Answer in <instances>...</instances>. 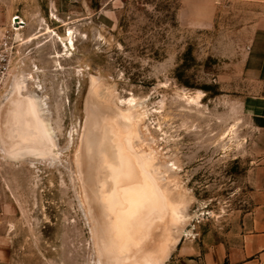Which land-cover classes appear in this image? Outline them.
<instances>
[{
    "label": "rangeland",
    "instance_id": "374dc122",
    "mask_svg": "<svg viewBox=\"0 0 264 264\" xmlns=\"http://www.w3.org/2000/svg\"><path fill=\"white\" fill-rule=\"evenodd\" d=\"M222 1L204 25L182 0H0V264H174L241 237L260 84L246 7ZM48 28L74 32L72 56Z\"/></svg>",
    "mask_w": 264,
    "mask_h": 264
},
{
    "label": "crops",
    "instance_id": "0c3cea01",
    "mask_svg": "<svg viewBox=\"0 0 264 264\" xmlns=\"http://www.w3.org/2000/svg\"><path fill=\"white\" fill-rule=\"evenodd\" d=\"M183 15L189 21L209 25L216 22L221 0H182ZM246 7L248 72L260 84V92L246 103L257 142L261 163L253 176V210L249 213L241 237L231 243L209 246L195 258L174 264H264V0H235ZM9 203L0 186V226L5 220ZM1 230V227H0Z\"/></svg>",
    "mask_w": 264,
    "mask_h": 264
},
{
    "label": "bare ground",
    "instance_id": "6f19581e",
    "mask_svg": "<svg viewBox=\"0 0 264 264\" xmlns=\"http://www.w3.org/2000/svg\"><path fill=\"white\" fill-rule=\"evenodd\" d=\"M21 24H23V23H21ZM23 28V27H22ZM21 28H17V30H20ZM46 34H49V37H51V38H53V40L54 39H56L57 40V42H59L60 43V45H62L61 47L63 48L62 50H61V52L62 51H65L66 53V55H70V56H72L73 55V53H72V51H74L75 50V36H74V32L70 29L67 33H66V36H64L65 38H63V37H61L58 33H56L55 31H52L50 28H48V31H46ZM34 39H36V37L35 38H31V41H33ZM59 53L58 52V54L56 55V56H54L53 58H57L56 59V62L59 64V65H61V60H59L58 61V59H61L62 58V53ZM37 71H38V69H37ZM25 78V77H24ZM26 79V78H25ZM28 79V78H27ZM30 79H32V80H34L35 78L32 76ZM24 84H25V81L23 82ZM23 88H25V85L23 86ZM38 88H40V85H38ZM28 94V93H27ZM29 95V94H28ZM199 95V94H198ZM17 97V96H16ZM186 97V96H185ZM201 95H199L198 97H193V96H188L187 98H188V101L190 102V103H197V102H199V99H201ZM32 98V97H31ZM47 101V100H46ZM45 100H44V98H33V100H31V104H32V102L34 103V109L35 110H37L38 111V113L41 115V114H43V115H46L47 117H49V106H48V104H47V102H46ZM125 101V100H124ZM188 102V104H190ZM10 104V103H9ZM126 104V103H125ZM129 104H130V106L131 107H136L137 106V104L135 103V99L133 98V99H131L130 101H129ZM193 106V105H192ZM7 108V107H6ZM33 112V111H32ZM36 112V111H35ZM37 115V114H36ZM43 117V116H42ZM46 117V118H47ZM41 118V117H40ZM47 123V122H46ZM234 128H236L235 126H234ZM43 129V128H42ZM53 130V129H52ZM43 132V131H42ZM49 132H51V131H49ZM48 133V132H47ZM46 133V134H47ZM45 134V133H44ZM52 135V134H51ZM50 135V136H51ZM49 142V141H48ZM51 144V143H50ZM52 145V144H51ZM171 165V164H170ZM170 165H168L167 167H166V172L168 173L169 172V174L170 175H173L174 174V172L176 171V170H178L177 169V167H176V165H174V164H172L171 166ZM160 166H163V165H161L160 164V162L158 163L157 161H156V159L155 158H153L151 161H148V162H145V167L147 168V169H150V170H154V174L157 176V175H164L165 176V174H163V172L160 170ZM162 169H163V167H161ZM165 169V168H164ZM147 173H148V171H147ZM149 173H152L151 171H149ZM151 176V175H150ZM163 176V177H164ZM163 180H166L167 181V179H165V177L164 178H162ZM169 183V182H168ZM167 186V185H166ZM188 235V234H187ZM150 263V262H149ZM148 263V264H149Z\"/></svg>",
    "mask_w": 264,
    "mask_h": 264
},
{
    "label": "built area",
    "instance_id": "2783aa9c",
    "mask_svg": "<svg viewBox=\"0 0 264 264\" xmlns=\"http://www.w3.org/2000/svg\"><path fill=\"white\" fill-rule=\"evenodd\" d=\"M23 21L20 20L19 17H15L12 19V25H14V27H18L20 25H22ZM17 30V28H15ZM9 46V42H5L3 47H8ZM8 61H7V55L3 54V52L0 50V83L2 82L5 73L8 69Z\"/></svg>",
    "mask_w": 264,
    "mask_h": 264
}]
</instances>
